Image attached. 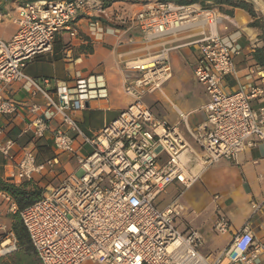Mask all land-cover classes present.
Segmentation results:
<instances>
[{"label":"built area","instance_id":"1","mask_svg":"<svg viewBox=\"0 0 264 264\" xmlns=\"http://www.w3.org/2000/svg\"><path fill=\"white\" fill-rule=\"evenodd\" d=\"M89 0H21L10 17L16 31L10 39L0 37V85L23 80L45 104L31 105L32 118L22 134L40 139L51 133L55 150L76 158L77 167L66 174L39 201L18 210L41 264H260L263 245L249 225L233 235L216 261L200 252L203 234L177 225L184 206L176 197L160 206L159 196L179 182L185 189L200 178L201 170L221 158L237 160L247 146L264 141V70L250 68L248 85L229 92L224 79L237 73L241 45L219 32L224 16L217 8L198 3L181 4L151 0L134 14L96 11L109 22L132 27L137 24L147 40L171 34L190 23H206L209 31L198 40L201 57L194 70L205 86L206 119L189 126L188 113L178 110L179 121L158 118L146 103L148 94L160 92L172 78L169 49L125 62V92L133 99L128 108L106 124L96 136L87 135L73 112L84 110L97 98H107L102 74L78 76L74 85L57 84L50 90L25 72L30 61L52 51L62 32L76 37V22ZM5 21L0 13V23ZM101 19L92 28L102 30ZM117 30H120L119 28ZM47 81V80H46ZM19 105L0 99V116L13 115ZM185 124L197 147L180 129ZM81 140V144L78 143ZM89 147L87 152L83 151ZM0 152L16 171L13 179L32 181L55 172L58 155L39 160L35 148H17L0 128ZM231 222L219 215L214 228L225 234Z\"/></svg>","mask_w":264,"mask_h":264},{"label":"crops","instance_id":"2","mask_svg":"<svg viewBox=\"0 0 264 264\" xmlns=\"http://www.w3.org/2000/svg\"><path fill=\"white\" fill-rule=\"evenodd\" d=\"M249 1L264 16V7L261 8L255 0ZM260 1L264 5V0ZM20 2L21 0H0V13L5 16V21L0 23V37L10 39L14 35L16 26L10 21V17L16 13ZM100 3V0H89L76 22L78 35L72 37L66 31L58 34L52 51L30 61L25 72L50 90H55L60 82L74 85L78 76L104 75L108 97L93 99L86 109L73 112L84 132L89 136H96L133 101L124 90L125 62L145 58L168 48L173 76L164 84L162 91L146 95L145 101L158 118L170 123L180 120L178 110L189 114L187 121L190 127L195 128L202 123L207 116L204 105L209 97L205 86L197 80L194 70L201 57L197 42L204 32L209 31V26L202 22L186 25L174 33L147 40L137 24L128 27L101 18L96 11ZM144 5L143 2L116 1L107 9L118 10L127 15L140 11ZM227 10L229 11L221 12L224 20L219 26V32L225 38L237 39L242 49L236 59L237 73L226 75L223 82L225 90L232 92L252 81L249 77L252 66L258 65L264 70L254 56L255 48L263 45L260 35L264 31L250 25L254 19L247 10L232 7H227ZM97 19L102 20V30L91 26ZM3 25H13V28L9 30ZM0 99H11L19 105L16 114L0 116V128L5 131V138L15 139L17 148H35L39 160L60 155L55 150L51 133L40 139L34 138L31 133L22 134L33 116L31 105L45 104L42 95H33L23 80H16L0 85ZM253 104L255 107L264 104V98L255 100ZM180 129L187 141L198 148L185 124L181 123ZM78 143L81 144V140ZM88 150V146L83 148L84 152ZM72 158H65V164L61 162L54 173L20 182L13 179L16 170L0 152V178L15 185H25L27 189H33L37 185L46 187L43 188L46 194L53 188L52 183L56 177L76 169V160L75 166L67 164ZM46 180L49 186L45 185ZM164 193L169 194V201L162 205L158 198L160 206H166L179 197L184 210L177 218V225L182 231L194 227L203 234L204 244L200 252L210 262L216 261L234 234L249 225L256 240L263 245L260 264H264V141L245 147L237 160L221 158L207 166L201 170L200 178L190 188L185 189L179 182H174ZM19 209L21 208L12 194L0 189V264H41L18 214ZM219 215L227 216L231 222L230 230L225 234L218 233L214 228ZM81 264L101 263L87 260Z\"/></svg>","mask_w":264,"mask_h":264},{"label":"trees","instance_id":"3","mask_svg":"<svg viewBox=\"0 0 264 264\" xmlns=\"http://www.w3.org/2000/svg\"><path fill=\"white\" fill-rule=\"evenodd\" d=\"M103 7H108L116 1H130L134 3H147L151 0H100ZM159 1H173L181 4L200 3L206 8H218L221 11H229L227 7L242 8L247 10L253 17V21L250 23L252 26L260 27L264 31V16L260 14L253 2L249 0H159ZM263 40V45L256 47L254 50V56L257 61L264 67V34L260 35ZM0 189L8 191L17 201L19 207L22 209L29 205L39 201L44 195V189L37 185L33 189H27L25 185H15L5 182L0 178Z\"/></svg>","mask_w":264,"mask_h":264},{"label":"rangeland","instance_id":"4","mask_svg":"<svg viewBox=\"0 0 264 264\" xmlns=\"http://www.w3.org/2000/svg\"><path fill=\"white\" fill-rule=\"evenodd\" d=\"M256 2H257V4H259L260 6H261V8H263L264 7V5L261 3V1L260 0H255ZM220 12H222V11H220ZM7 21V20H6ZM3 26H5V25H3ZM5 27H7L9 30H11L12 28H13V25H6ZM59 159H60V161L63 163V164H65V158L68 160L69 158H70V155H67L66 153H62V154H60L59 156ZM76 158L75 157H73L72 159H70L69 161L70 162H66L67 164H69V163H72L73 164V166H75L76 165ZM66 173L68 174L69 172H63V173H61L60 175H59V177H56L54 180H53V183H52V186L53 187H56V186H59V184H60V182H61V179L66 175ZM47 184V185H46ZM45 185L46 186H49V184H48V180H46V182H45ZM42 188H44V189H46V187H42ZM48 188V187H47ZM159 200L160 201H162V205H165L168 201H169V194H165V193H163L162 195H160L159 196Z\"/></svg>","mask_w":264,"mask_h":264},{"label":"bare ground","instance_id":"5","mask_svg":"<svg viewBox=\"0 0 264 264\" xmlns=\"http://www.w3.org/2000/svg\"><path fill=\"white\" fill-rule=\"evenodd\" d=\"M193 24H195V23H190L189 25H193ZM189 25H188V26H189Z\"/></svg>","mask_w":264,"mask_h":264}]
</instances>
